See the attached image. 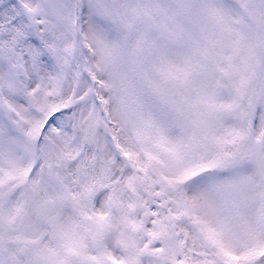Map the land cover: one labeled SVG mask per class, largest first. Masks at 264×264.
I'll return each mask as SVG.
<instances>
[{
	"label": "snow or ice",
	"instance_id": "1",
	"mask_svg": "<svg viewBox=\"0 0 264 264\" xmlns=\"http://www.w3.org/2000/svg\"><path fill=\"white\" fill-rule=\"evenodd\" d=\"M0 264H264V0H0Z\"/></svg>",
	"mask_w": 264,
	"mask_h": 264
}]
</instances>
